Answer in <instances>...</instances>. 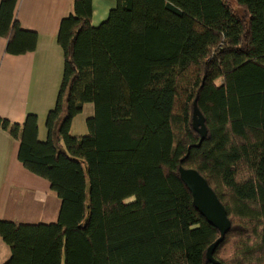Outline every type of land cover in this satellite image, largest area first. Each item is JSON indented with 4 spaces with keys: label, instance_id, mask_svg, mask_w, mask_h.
Returning a JSON list of instances; mask_svg holds the SVG:
<instances>
[{
    "label": "trees",
    "instance_id": "16d2710c",
    "mask_svg": "<svg viewBox=\"0 0 264 264\" xmlns=\"http://www.w3.org/2000/svg\"><path fill=\"white\" fill-rule=\"evenodd\" d=\"M17 2L0 0L11 54L38 41ZM92 15L93 0H74L61 21L47 139L34 113L22 125L0 116L19 160L61 200L54 222L0 218L5 264H214L207 251L220 231L195 208L180 166L197 169L227 210L214 258L264 264V0H117L99 25ZM86 103L88 132L73 135Z\"/></svg>",
    "mask_w": 264,
    "mask_h": 264
},
{
    "label": "crops",
    "instance_id": "0c3cea01",
    "mask_svg": "<svg viewBox=\"0 0 264 264\" xmlns=\"http://www.w3.org/2000/svg\"><path fill=\"white\" fill-rule=\"evenodd\" d=\"M73 1L18 0L15 15L21 27L38 34L32 51L11 54L6 51L7 38L0 36V116L22 125L28 114H36L38 137L43 141L48 137L46 120L56 105L64 73V51L58 42L60 24L72 12ZM116 1L93 0L92 24L103 22ZM87 105L74 117L71 134L87 133V124L75 126ZM93 113L94 106H89L88 117ZM19 147V139L0 126V218L27 224L54 222L60 199L46 178L19 160ZM11 253V247L0 238V264H5Z\"/></svg>",
    "mask_w": 264,
    "mask_h": 264
},
{
    "label": "water",
    "instance_id": "95a60500",
    "mask_svg": "<svg viewBox=\"0 0 264 264\" xmlns=\"http://www.w3.org/2000/svg\"><path fill=\"white\" fill-rule=\"evenodd\" d=\"M193 125L201 135L200 145L207 135V128L205 118L197 107V102H195V118L193 120ZM179 172L182 181L192 193L195 208L211 225L215 226L220 231V237L208 248L207 257L214 264H221L213 255L231 227V221L228 217L227 210L207 179L197 169L180 166Z\"/></svg>",
    "mask_w": 264,
    "mask_h": 264
},
{
    "label": "rangeland",
    "instance_id": "374dc122",
    "mask_svg": "<svg viewBox=\"0 0 264 264\" xmlns=\"http://www.w3.org/2000/svg\"><path fill=\"white\" fill-rule=\"evenodd\" d=\"M233 5H234V7H235V10L238 11V12L241 14V10H240L238 7H236V5H235L234 3H233ZM221 82H222L221 79L216 80V83H217V84H221ZM89 106H93V104H92V103H88V105H87L85 111L82 113V115H79V117H77V119H76V121H75V126H76L77 128H78V127H79V128H82L83 126L85 127V125L87 124V123L85 122V119L88 117L87 110H88ZM77 128H75V129H77ZM86 130H87V132H88V129H86ZM82 131H83V130H82ZM60 209H61V200H60V206H59V212H58V215H57V220H58V217H59V214H60ZM57 220H56V221H57ZM228 246H231V244L228 245Z\"/></svg>",
    "mask_w": 264,
    "mask_h": 264
}]
</instances>
